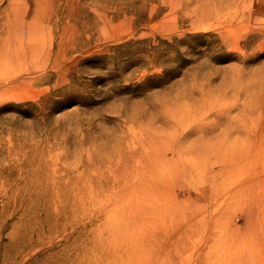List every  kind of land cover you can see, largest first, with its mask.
I'll list each match as a JSON object with an SVG mask.
<instances>
[{
    "label": "rangeland",
    "instance_id": "rangeland-1",
    "mask_svg": "<svg viewBox=\"0 0 264 264\" xmlns=\"http://www.w3.org/2000/svg\"><path fill=\"white\" fill-rule=\"evenodd\" d=\"M261 172L264 0H0V264H264Z\"/></svg>",
    "mask_w": 264,
    "mask_h": 264
},
{
    "label": "bare ground",
    "instance_id": "bare-ground-1",
    "mask_svg": "<svg viewBox=\"0 0 264 264\" xmlns=\"http://www.w3.org/2000/svg\"><path fill=\"white\" fill-rule=\"evenodd\" d=\"M260 175H264V172H261ZM260 178H261V177H259V180H260ZM261 182H262V184H264V181H261ZM259 184H260V182H259ZM128 245H132V244H128ZM131 247H132V246H131ZM262 262H264V261H262Z\"/></svg>",
    "mask_w": 264,
    "mask_h": 264
}]
</instances>
